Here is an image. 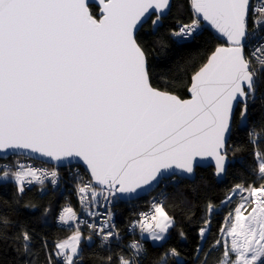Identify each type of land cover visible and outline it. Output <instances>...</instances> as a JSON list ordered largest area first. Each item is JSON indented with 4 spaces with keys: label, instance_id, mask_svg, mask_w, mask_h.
Masks as SVG:
<instances>
[{
    "label": "snow or ice",
    "instance_id": "snow-or-ice-1",
    "mask_svg": "<svg viewBox=\"0 0 264 264\" xmlns=\"http://www.w3.org/2000/svg\"><path fill=\"white\" fill-rule=\"evenodd\" d=\"M189 6L187 22L149 44L141 30L151 18L153 35L159 33L170 0H0V153L82 162L87 179L77 194L85 209L177 173L191 175L205 158L214 161L217 177L226 174L234 126L247 128L257 99L264 102L258 95L264 59L257 55L264 53V0H189ZM206 27L224 43L191 75L188 97L158 86L157 52L169 41L190 46ZM256 155L261 182L237 183L221 202L229 211L212 246L222 249L219 264H264V155ZM57 175L19 162L14 171L0 167V182L11 179L20 194L49 176L56 184ZM214 210L209 203V216ZM143 216L141 231L153 241L165 240L174 226L158 201ZM73 221L70 242H55L50 251L44 242L45 264H76L82 221L66 207L59 223L71 228ZM83 223L105 242L119 236L110 218ZM204 223L201 236L211 221ZM9 226L0 220V233ZM15 239L28 256L32 235L23 230ZM131 248L134 257L143 252L138 242ZM178 255L174 248L164 254ZM118 264L138 261L121 255Z\"/></svg>",
    "mask_w": 264,
    "mask_h": 264
},
{
    "label": "trees",
    "instance_id": "trees-1",
    "mask_svg": "<svg viewBox=\"0 0 264 264\" xmlns=\"http://www.w3.org/2000/svg\"><path fill=\"white\" fill-rule=\"evenodd\" d=\"M190 12L189 0H172L171 10L164 18L159 33L152 34L149 21L141 30V35L149 44L161 37L166 39L168 30L178 21L187 22ZM222 43L224 42L209 29H205L188 47L177 48L169 41L168 49L157 52L154 58L155 82L164 90L186 98L191 75L205 61L207 55ZM260 93H264V85L260 86L258 95ZM253 129L259 137L256 146L249 136V131ZM229 146V160L232 163L228 166L224 181H215L213 168L196 169L193 181L178 178H173V182L166 181L167 196L164 207L174 219V226L170 228L161 245H152L148 240H143L144 251L140 264H203L205 258L208 264H219L222 249L212 246L215 240L220 239V227L229 211L228 207L221 206V202L233 185L242 181L261 182L255 176L258 162L254 155L255 149L264 155V102L260 99H257L252 109L248 127L240 129L234 126ZM21 159L23 157H13L8 161ZM2 161L4 160H0ZM149 197L150 195L133 202L116 204V229L123 235L120 246L86 243L88 237L83 234L79 256L81 264H108V257H112L114 264H118V257L134 239L128 234V227L136 215L146 209ZM65 199L56 192L40 195L37 188L25 189L20 194L17 193L15 185L0 184V220L6 217L10 222L6 234L0 233V264H45L44 242H47V250L50 251L55 242L64 240L72 233L56 223L58 211L65 205H74V200ZM209 203L215 206L210 216ZM217 208L219 209L216 210ZM209 219V230L202 240L200 229L205 227L204 222ZM23 230H27L33 237L28 256L24 255L22 248H19L20 242L15 239ZM173 248L179 255L165 257L164 254Z\"/></svg>",
    "mask_w": 264,
    "mask_h": 264
},
{
    "label": "built area",
    "instance_id": "built-area-1",
    "mask_svg": "<svg viewBox=\"0 0 264 264\" xmlns=\"http://www.w3.org/2000/svg\"><path fill=\"white\" fill-rule=\"evenodd\" d=\"M176 26V24H175ZM211 30L210 28H207ZM259 58L264 59V53L257 54ZM252 132V131H249ZM251 142L256 146L259 143V137L258 135L254 132V135L250 138ZM257 153H260L261 155L262 152L258 151L255 149L254 155L255 158L258 162V157ZM19 162L20 164L24 165H29L32 166L36 169H42L45 171H52L55 170L57 172V183L53 184L51 182L52 177L49 176L48 179H46L43 183V185L39 183H33L32 185H29L26 187V189L30 188H37L40 192V195H45L48 192H56L60 194L61 196H64L66 199L65 200H74V205H65L63 206L57 213L56 216V223L60 228H63L65 230H68L70 232L74 233L75 230V221L72 222L73 227L69 228L66 226H63L59 223V216L62 214L63 210L66 207H71L74 212L77 213V215L80 217V220L82 223L79 224V228L81 229L83 234H86L87 237H91V242L95 243L98 246H111V245H116L120 246L123 242V235L120 234L117 229H116V214L117 211L115 210L116 204L119 202L118 198H114L110 204L105 203L103 200L100 201L99 206H93L91 209H85L82 207L80 197L77 194V184L81 182V180H86L87 176L85 171L83 170L82 167L73 165V166H68L65 168H58L54 166H48V165H41V163L36 162L34 160L28 159V158H23L21 160H15V161H8L4 160L0 162V167L3 166H8L11 167L12 170L14 171L16 168V164ZM170 182H173V178L168 179ZM168 180H163L160 185L163 186L157 191L158 187L153 193L150 194L147 207L144 211H140L134 218L133 222L129 225L128 227V234L132 236L134 239L128 243L127 247L125 248V252L122 254L126 258H134L138 261V264H140V260L143 257V252L141 253L140 256L134 257V250L131 248V245L133 243H140L143 246V251H144V242L142 240V237L149 234L148 232H142L140 223L138 221H142L144 223H147V220L144 218L143 214L146 212H151L152 205L154 202H161L164 205L167 193H166V181ZM0 184H13L15 185L14 181L11 179L4 180L3 182H0ZM89 213H95L96 215L93 216ZM110 213V217H109ZM111 219L112 224L115 226V231L119 233L118 237H114L107 242H105L101 236H98L93 232L91 229L87 227L83 221H87L88 224L91 223H96L99 224L102 221H105L107 219ZM121 256V255H120ZM82 260L78 258L76 260V264H81Z\"/></svg>",
    "mask_w": 264,
    "mask_h": 264
},
{
    "label": "water",
    "instance_id": "water-1",
    "mask_svg": "<svg viewBox=\"0 0 264 264\" xmlns=\"http://www.w3.org/2000/svg\"><path fill=\"white\" fill-rule=\"evenodd\" d=\"M170 3L172 5V0H170ZM170 10H171V7H170ZM170 10L167 12V15L166 17L169 15V12ZM165 17V18H166ZM151 22V18L148 19L147 22ZM146 22V23H147ZM145 23V24H146ZM144 24V25H145ZM151 32L153 34V29H152V25H151ZM214 32V31H213ZM214 34L217 36L218 34H216L214 32ZM221 40V39H220ZM223 41V40H222ZM224 42V41H223ZM187 97H188V93H187ZM186 97V98H187ZM241 129V127H238ZM13 157H23V158H28V159H31V160H34L36 162H39L41 164H44V165H48V166H54V167H58V168H65V167H68V166H73V165H77V166H80L83 168L84 170V166L82 164V162H77V161H72L71 163H69L68 161H65L63 163H58L56 161H52L48 158H44V157H40L38 156L37 154H30L28 153L26 150H16V151H10L8 152L7 154H4V153H0V160H8L10 158H13ZM230 163H232L230 160H229V163H228V166L230 165ZM205 168H213V171L214 170V161H212L210 158H205L204 160L201 161L200 164H198L196 167H195V171L193 174L189 175V174H183V173H177L175 178H178L180 180H188V181H193L195 179V174H196V169H205ZM228 169V168H227ZM85 171V170H84ZM214 174V172H213ZM225 175H222L220 177H217L215 174H214V177H215V181L217 183H220L222 181H224L225 179ZM172 177H166L164 179H162L160 182L158 183H153L150 187L148 186H145V188L143 190H138V194L137 195H132V196H117L118 198V201L119 202H133V201H136L140 198H143L145 196H148L150 195L151 193H153L160 185V183L163 181V180H167V179H170ZM86 243H91V240L89 238H86Z\"/></svg>",
    "mask_w": 264,
    "mask_h": 264
},
{
    "label": "rangeland",
    "instance_id": "rangeland-1",
    "mask_svg": "<svg viewBox=\"0 0 264 264\" xmlns=\"http://www.w3.org/2000/svg\"><path fill=\"white\" fill-rule=\"evenodd\" d=\"M212 30V29H211ZM212 32H213V30H212ZM168 180V179H167ZM13 185V184H12ZM160 187L157 189V191L163 186V183H162V185H159ZM221 206H223V204H221ZM219 208H217L216 210H218ZM206 234H207V232L204 234V236H201V239L202 240H204V238L206 237ZM73 235V232L68 236V237H66L64 240H61V241H68V242H70V237ZM223 236V233H220V238ZM167 237V236H166ZM83 238L84 237H82V241H83ZM142 240H148L152 245H161L165 240H166V238H165V240H163V241H153L151 238H150V235L149 234H147V235H145V236H143L142 237ZM61 241H59V242H61ZM80 251H81V249H82V242H81V244H80Z\"/></svg>",
    "mask_w": 264,
    "mask_h": 264
}]
</instances>
